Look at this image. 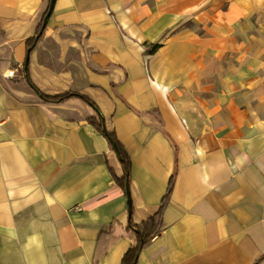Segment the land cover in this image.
Listing matches in <instances>:
<instances>
[{
    "label": "crops",
    "instance_id": "0c3cea01",
    "mask_svg": "<svg viewBox=\"0 0 264 264\" xmlns=\"http://www.w3.org/2000/svg\"><path fill=\"white\" fill-rule=\"evenodd\" d=\"M44 2L0 0V264H119L174 159L137 264H264V0H55L37 36Z\"/></svg>",
    "mask_w": 264,
    "mask_h": 264
},
{
    "label": "trees",
    "instance_id": "16d2710c",
    "mask_svg": "<svg viewBox=\"0 0 264 264\" xmlns=\"http://www.w3.org/2000/svg\"><path fill=\"white\" fill-rule=\"evenodd\" d=\"M48 3L49 0H45L44 2V8L41 12L39 22L37 25L36 29V34L40 30L41 23H42V18L45 13V11L48 8ZM36 35L29 37L26 39V47L27 49H32L38 38H35ZM160 44L155 43L152 44L151 48L147 49L148 52L154 51L157 47H159ZM24 73V78L29 80L28 78V72L27 69L22 70ZM71 91H64L58 94L54 95H42V101L46 103H58L62 102L69 97L73 96ZM79 97H83L84 100H88L87 97L78 95ZM152 112V111H151ZM86 121L91 124L98 132H100L107 140L108 144L111 146V142H114L119 150V161H120V166L122 169V174L120 176H117L113 169L109 167L111 175L114 179V182L121 187L123 191H125V183H129L130 179V171H131V160L129 157V154L123 144L118 140L116 137V134L114 130L112 129H104V121L100 114H86L85 115ZM176 153V147L174 148V154ZM175 178H176V166H175V159H174V170L171 173L166 190L160 199L159 205L157 209L155 210L154 213L149 215L145 220L141 221L140 223H135L132 220L131 214L128 217V223H127V230H131L135 234V240L134 242L126 249L124 254L121 257L120 263L119 264H137V258L140 250L143 248V246L151 240L159 231L162 226V216L164 213V210L166 209L168 203L170 202V197L172 194V190L174 187L175 183ZM104 229L100 228L97 234V246L96 250L99 249V245L101 242V238L104 235ZM98 255V252H96V256ZM264 256V253L261 255L260 258ZM97 259V257L95 258Z\"/></svg>",
    "mask_w": 264,
    "mask_h": 264
},
{
    "label": "water",
    "instance_id": "95a60500",
    "mask_svg": "<svg viewBox=\"0 0 264 264\" xmlns=\"http://www.w3.org/2000/svg\"><path fill=\"white\" fill-rule=\"evenodd\" d=\"M54 1L55 0H49L48 8H47V10H46V12H45V14L43 16L42 23H41V28H40L39 33L37 34V36H39L42 33V31H43V29H44V27H45V25L47 23L48 17L50 15V13L52 11V8H53V5H54ZM26 62H27V60L25 61V63ZM111 145H112V148L114 149L117 157L120 158L119 150H118L116 144L114 142H111ZM125 192H126V195H127V198H128V204H129V207H130L129 188H128V183L127 182L125 183ZM155 238H156V235L153 237V239H155Z\"/></svg>",
    "mask_w": 264,
    "mask_h": 264
}]
</instances>
